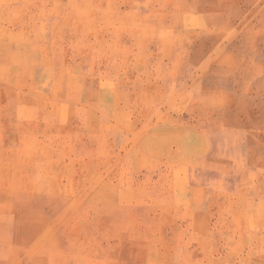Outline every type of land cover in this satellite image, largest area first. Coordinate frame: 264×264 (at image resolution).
I'll use <instances>...</instances> for the list:
<instances>
[{
    "label": "rangeland",
    "instance_id": "374dc122",
    "mask_svg": "<svg viewBox=\"0 0 264 264\" xmlns=\"http://www.w3.org/2000/svg\"><path fill=\"white\" fill-rule=\"evenodd\" d=\"M0 264H264V0H0Z\"/></svg>",
    "mask_w": 264,
    "mask_h": 264
}]
</instances>
